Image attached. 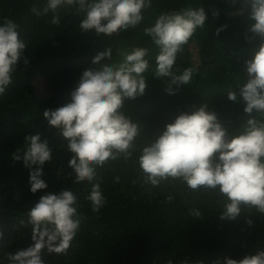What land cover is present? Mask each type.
I'll list each match as a JSON object with an SVG mask.
<instances>
[{"label":"trees","instance_id":"1","mask_svg":"<svg viewBox=\"0 0 264 264\" xmlns=\"http://www.w3.org/2000/svg\"><path fill=\"white\" fill-rule=\"evenodd\" d=\"M45 2L0 0V22L8 17L19 25L20 37L26 43L24 55L30 58L27 66L22 60L17 65L12 83L0 96V231L6 241L0 247V264H8L7 253L32 243L27 211L45 192L61 189H70L77 196L83 219L67 254L45 250V264H168L169 259L179 264L185 258L192 264H212L217 259H241L264 249V215L245 209L237 220H220L224 200L217 193L194 192L179 181H166L156 187L145 184L137 161L139 148L192 105L207 104L230 132L241 122L243 105L230 101L227 91L243 82V60L251 57L258 43V38L251 42L245 38L253 23L248 19V10L238 13L240 5L232 6L230 0H152L135 29L97 37L94 32H80L81 17L72 10L60 9L59 25L50 23L52 13L37 17L31 9L42 8ZM188 6H203L207 13L205 27L197 29L184 46L174 68L182 71L194 67L192 81L170 95L165 91L164 80L152 77L151 71L145 73V94L126 100L124 106L140 128L135 141L137 151L127 161H112L97 168L105 204L93 212L86 199L92 184L73 182L67 142L56 128L48 126L42 114L70 101V92L82 71L99 67L92 65L91 60L105 47L112 48V61L118 60L124 49L147 48V59L154 66L158 49L144 34V27L153 24L161 11ZM214 10L219 11L218 16H213ZM221 25L226 27L217 36L216 29ZM108 62L111 61L101 63ZM36 133L49 141L52 160L43 166L42 178L48 188L33 194L29 190V169L23 160L14 161L12 153L24 148L26 135ZM194 208L203 219L190 215ZM247 219L252 220L251 225Z\"/></svg>","mask_w":264,"mask_h":264},{"label":"clouds","instance_id":"2","mask_svg":"<svg viewBox=\"0 0 264 264\" xmlns=\"http://www.w3.org/2000/svg\"><path fill=\"white\" fill-rule=\"evenodd\" d=\"M237 12L248 10L253 21L245 38L258 43L250 58L243 60V82L227 91V98L243 105V119L229 131L217 113L207 104L192 105L165 124L160 134L138 150L137 161L143 183L153 187L163 182L179 181L197 192H215L223 198L219 219L234 221L242 210H255L264 215V0H230ZM152 0H46L42 8L33 7L37 16L52 13L51 24L59 25L61 8L80 16L81 33L94 32L97 37H112L135 29L144 19L143 10ZM219 11L214 10L213 16ZM207 13L203 6L183 7L161 11L143 32L157 46L155 65L147 59L149 50L133 46L119 52L112 61V48L105 47L92 57L94 66L82 71L70 92V101L55 109H46L43 119L58 130L71 154L68 167L74 183L89 182L91 192L86 197L93 212L105 204L100 190L97 168L109 162L132 158L140 134L138 123L126 114V100L142 97L147 89L145 73L166 82L165 91L174 95L181 86L188 85L196 69L186 67L174 71L178 54L196 33L203 29ZM226 27L216 29V35ZM250 33V35H248ZM26 43L20 37L19 25L4 17L0 22V96L12 83L17 65L27 66ZM102 61H111L101 63ZM175 86V87H174ZM14 161L23 160L29 169L30 192L48 188L42 178L43 166L52 160V148L39 133L24 137V148L12 153ZM35 166V167H34ZM118 180V178H117ZM171 200V197H168ZM27 223L32 226V243L6 255L8 264H45L43 252L67 254L71 242L80 229L82 217L78 212V198L70 189L45 192L28 211ZM190 215L203 219L198 209ZM252 224L251 219L246 221ZM21 223H24L23 221ZM6 241L0 231V247ZM168 264H174L168 260ZM179 264H192L187 258ZM212 264H264V249L241 259L225 257Z\"/></svg>","mask_w":264,"mask_h":264},{"label":"rangeland","instance_id":"3","mask_svg":"<svg viewBox=\"0 0 264 264\" xmlns=\"http://www.w3.org/2000/svg\"><path fill=\"white\" fill-rule=\"evenodd\" d=\"M193 57H194V59L196 58L195 49H194V54H193Z\"/></svg>","mask_w":264,"mask_h":264}]
</instances>
